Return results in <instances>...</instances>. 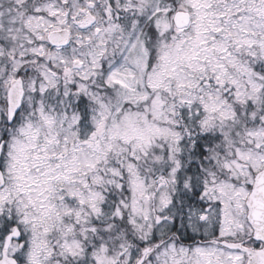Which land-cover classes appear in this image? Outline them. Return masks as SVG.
I'll return each mask as SVG.
<instances>
[{
    "label": "snow or ice",
    "instance_id": "1",
    "mask_svg": "<svg viewBox=\"0 0 264 264\" xmlns=\"http://www.w3.org/2000/svg\"><path fill=\"white\" fill-rule=\"evenodd\" d=\"M0 264H264V0H0Z\"/></svg>",
    "mask_w": 264,
    "mask_h": 264
}]
</instances>
